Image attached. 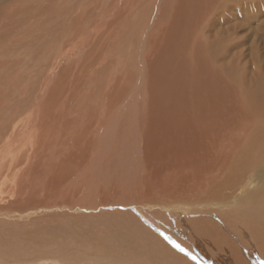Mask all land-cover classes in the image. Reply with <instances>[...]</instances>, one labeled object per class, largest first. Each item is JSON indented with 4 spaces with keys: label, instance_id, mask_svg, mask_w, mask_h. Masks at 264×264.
<instances>
[{
    "label": "rangeland",
    "instance_id": "1",
    "mask_svg": "<svg viewBox=\"0 0 264 264\" xmlns=\"http://www.w3.org/2000/svg\"><path fill=\"white\" fill-rule=\"evenodd\" d=\"M257 1L0 0V150L37 158L21 180L0 157V264L178 260L134 207L209 264L237 263L211 236L236 210L196 201L248 169L259 134ZM250 172L243 195L264 184Z\"/></svg>",
    "mask_w": 264,
    "mask_h": 264
},
{
    "label": "bare ground",
    "instance_id": "2",
    "mask_svg": "<svg viewBox=\"0 0 264 264\" xmlns=\"http://www.w3.org/2000/svg\"><path fill=\"white\" fill-rule=\"evenodd\" d=\"M257 2L258 3L261 2L264 4V0H258ZM96 35H98V34H96ZM83 41H85V40H83ZM258 73H261V72H258ZM254 85H256V84H254ZM262 96H263L262 103H260V104H262V106L264 108V93ZM254 98H256V97H254ZM263 114H264V111H263V113H261L262 116L259 117L260 120H258V122L256 124V128L259 131L258 137L256 138L254 136L255 137L254 141L252 140L253 142H250L247 145L249 148V151H248V156L244 158V164H245L246 168L248 167V169L242 175H236V176L234 175V176H230V177H225L224 181L220 185L217 186V189L215 190V193L213 195L206 196L205 198H203V197L197 198L198 200L196 201V203L199 206H202L204 208L208 207L210 209V207H213V206H221V207H232L236 210L234 217H233V220H235V221H233V222H235L234 226L231 225V227L229 228V227H226L224 225H220V226H218L220 229H218V231H212L213 234H211V236L213 238L218 239V242H219L218 246L219 247H226L225 249L221 250L218 257L222 258V259H224V261L228 262L229 256L232 255L231 257L233 258V256H234L235 258H233V259H235L237 261L236 264H264V184L261 186H258L257 192L253 193L250 191L246 195L242 194L248 190V188L250 187V184L251 185L253 184V180L251 179V176H248V173L251 170L254 169L256 173H261V175L258 177L264 180V115ZM1 149L2 150H0V154L3 153L0 155V157H3V158H1V160L6 162L7 158L9 157V156H7V154L10 155L11 159H10V157H9V159L11 162H10V164H8L9 165V167H8L9 171L15 169V176L20 178L21 180H23V177H25L30 172V171H26L27 168L36 162V160H37L36 155L32 156L31 154H29L27 161H25L26 163H24V153H22V155L19 157H15L14 151H16V150L11 148L9 145L7 147H4V148L1 147ZM4 152H6V154ZM16 155H19V151L16 153ZM3 161L0 162V167L6 166V164ZM242 161H243V159H242ZM34 165L31 166V172H32V169L34 168ZM60 166L61 165H59L58 168ZM62 166L63 167H61V169L64 168V163L62 164ZM54 167L57 168L56 163L54 164ZM55 168L52 169L53 175L58 173L55 170ZM31 172L29 173V175L32 174ZM210 178H212V177H210ZM217 179H218V177H217ZM18 187L21 188V186H18ZM237 195L239 196L238 200H237ZM28 196H30V195H28ZM226 196H229V197L226 198ZM231 205H233V206H231ZM160 208H161V206H160ZM166 208H169V207H166ZM78 209H80V208H78ZM170 209H172V208H170ZM134 211L136 212V214H138V216L139 215L141 216V217L140 216L139 217L142 219V222L147 225V228H145V229H147V230L149 229L148 230L149 232H151V229H152V233L155 235L157 234L158 238L163 236L166 240H168V242L171 244L172 247H175L178 250H180V252H177V254H176L179 259L178 260L177 259H175V260L171 259L168 264H179V263H181V261L185 262V264H209V263H212L210 256H204L202 252L194 250V249L189 250V249L183 247L180 243L176 242L166 230H163L161 228L162 226L160 224L156 223L153 219L147 217L144 212L138 210L135 207H134ZM200 213H201V211H200ZM173 214H175V213H173ZM215 226L217 227V225H215ZM206 228H207V226H205V229ZM223 233H224V235H223ZM131 234L139 242L145 240V239L142 240V237H140L138 232H134ZM205 238L206 237H203V236L200 237V239H205ZM211 241H213V240H211ZM203 243H204L203 246H205L207 248V250L203 251V252H207V253L215 252L211 249L212 244L210 243V241L208 239H205L203 241ZM181 252H183L184 254H180ZM121 254H123V256H125L124 260H121L118 263H112V264H161L158 262H154L153 260H150L148 262L147 261L142 262L141 259L129 257L130 254H125V253H121ZM221 255L223 257H221ZM68 261H70V263H72L71 262L72 260L67 259V262ZM31 264H33V263H31ZM85 264H87V263H85ZM94 264H100V263L95 261Z\"/></svg>",
    "mask_w": 264,
    "mask_h": 264
}]
</instances>
